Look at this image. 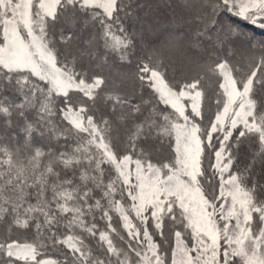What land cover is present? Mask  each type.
<instances>
[{"label":"snow or ice","instance_id":"1","mask_svg":"<svg viewBox=\"0 0 264 264\" xmlns=\"http://www.w3.org/2000/svg\"><path fill=\"white\" fill-rule=\"evenodd\" d=\"M243 23L264 0H0V264H264Z\"/></svg>","mask_w":264,"mask_h":264},{"label":"trees","instance_id":"2","mask_svg":"<svg viewBox=\"0 0 264 264\" xmlns=\"http://www.w3.org/2000/svg\"><path fill=\"white\" fill-rule=\"evenodd\" d=\"M227 19V17H226ZM233 21L239 23V18H232ZM246 31L253 32L255 31L257 36L264 35V30H259L256 28V26L248 25L247 23H243L242 25Z\"/></svg>","mask_w":264,"mask_h":264}]
</instances>
